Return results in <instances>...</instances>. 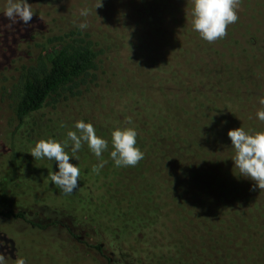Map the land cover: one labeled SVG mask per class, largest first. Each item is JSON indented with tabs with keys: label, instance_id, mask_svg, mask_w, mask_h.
Returning a JSON list of instances; mask_svg holds the SVG:
<instances>
[{
	"label": "trees",
	"instance_id": "trees-1",
	"mask_svg": "<svg viewBox=\"0 0 264 264\" xmlns=\"http://www.w3.org/2000/svg\"><path fill=\"white\" fill-rule=\"evenodd\" d=\"M130 4L125 2L124 7L129 9ZM108 5L110 8L109 0ZM113 12L115 16L119 13L123 20L121 22L120 17L115 19L116 24L121 22L125 28L124 23L129 16L122 9ZM259 14H262L261 11ZM165 36L175 38L176 32ZM92 37L88 28L85 33L80 30L70 31L56 39V44L46 50L36 67L25 70L20 88L14 91L13 115L19 124L27 117L39 113L47 103L56 101L66 91L73 97L83 96L85 92L91 93L90 83L98 79L97 53L93 49ZM229 42L245 47L242 42H234L231 36ZM166 43L169 44V40ZM202 48L196 52L191 50V55L195 61L201 59L211 62L207 66L205 82L199 83L188 77L190 85L185 86L183 78L179 76L177 80L158 82L154 77L157 72L151 70L148 79L144 77L138 80L140 76H136L128 85L120 83L112 88L111 93L100 94L95 99L97 107L92 110L91 119L95 122L93 126L97 135L109 141L108 151H111V129L130 127L136 130V146L144 153V158L136 166L116 167L106 151L102 158L107 163L98 172L93 171L99 162L95 156L90 162L82 158V162L86 163L82 168L89 165L84 168L85 173H80L82 183L89 188L93 198L100 195L108 200L105 205L97 201L99 207L95 215L108 230L114 229L122 234V253L116 241L108 236L104 239V246L113 252L112 256H104L101 246H91L81 241L59 220L44 224L29 219L23 210L1 207L0 254L5 256L6 264H18L22 257L25 264L97 263L88 259L81 262L62 241L44 232L49 227L68 231L78 245L85 250H96L106 260V264H199V261L201 264H249L245 260L247 243L252 240L254 233L264 228V189L251 191L253 182L237 177L239 172L233 164L224 167L219 160L213 162L203 157L204 153H209V137L218 130H226L230 122L228 116H224V121L209 112L202 117L186 116L179 104L184 99L213 101L211 95L213 98L219 96L216 91L212 92V89L218 88L215 85L218 69L215 74V64L211 61L218 50L205 59L197 57L202 53ZM166 54L172 55L168 50ZM163 55L159 53L160 58L172 68L175 58L165 60ZM252 59L254 61L256 55L247 56L245 61L251 64ZM152 60L155 62L156 57ZM156 64L158 66L157 61ZM179 66L182 67L183 62ZM233 66L250 83L248 98L258 101L264 96V91L261 93L259 90L262 81H255L242 64L240 67L234 62ZM253 70L252 74L262 79L260 71L264 70V61L253 65ZM151 76L153 81H150ZM133 80L136 81L134 85ZM155 82L158 87L168 83L174 84V88L167 94L163 93V89L158 93L155 91ZM207 83L210 85L206 87L209 91H204L203 87ZM199 87L203 90H199ZM120 88L129 91L132 102L108 111L113 102L106 104V98L114 94L116 98ZM227 96V100L231 99L229 94ZM252 110L238 105H227L226 108L228 113L238 119L250 118ZM233 111L237 114H233ZM193 128L197 131L196 136L188 133ZM162 139L170 142L169 147L161 148ZM183 146L189 149L186 152L189 158H184L189 165L184 169L180 165L181 161L176 160L177 155L173 150L179 151ZM194 159L199 163L191 166ZM91 210L94 212L93 208ZM177 213L182 217L195 213L204 217L206 222L202 224L213 229L214 235L209 239L198 240L202 244L198 243V238L179 237L178 232L182 230L179 224L177 228L171 227ZM163 220L166 225H163ZM121 254L124 259L118 260Z\"/></svg>",
	"mask_w": 264,
	"mask_h": 264
},
{
	"label": "rangeland",
	"instance_id": "rangeland-1",
	"mask_svg": "<svg viewBox=\"0 0 264 264\" xmlns=\"http://www.w3.org/2000/svg\"><path fill=\"white\" fill-rule=\"evenodd\" d=\"M109 2H111L110 8L108 0H103V7L96 9L99 0H28L34 12L32 20L28 25L19 22L11 27H8L7 18L0 13V209L5 207V209L23 210L29 219L44 224L59 220L65 223L81 241L91 246H101L104 256L113 254L104 246V239L107 236L116 241L122 253V234L114 229L108 230L95 215L99 207L97 201L105 205L108 204V200L100 195L93 198L89 188L82 183V176L79 178L78 189L70 195L64 194L57 186L52 185L49 177L53 171L58 170L55 162L46 159L34 160L28 153L37 141L66 140L67 133L75 130L74 125L77 121L83 120L93 125L95 122L91 119V114L97 107L95 104L97 96L111 93L112 88L120 83V85H128L136 76H140L137 77L138 80L144 77L148 79L151 70L157 72L154 77L158 82L165 79L177 80L178 76L180 79L183 78L185 86L190 85L188 77L199 83L205 82L208 74L207 66L211 62L201 59L195 61L191 55V50L196 52L202 47L200 50L202 53L197 57L205 59L213 56L214 51L218 50L211 61L215 64V74L218 69V77L215 80L218 88L212 89V92L216 91L219 96L213 98L211 95L213 101L189 98L181 100L179 104L186 116L202 117L209 112L220 117L222 121L224 116H228L230 120L225 131L218 130L209 137L210 154L204 153L203 157L213 162L219 160L224 167L230 164L234 166L231 158L235 153L231 148L228 131L242 127L249 133L264 132V122L256 118L255 112L256 109L257 112L262 110L261 108L264 109V106L254 98H248L250 83L241 71L236 72L237 68L233 66L234 62L240 67L242 64L255 81H262L259 90L261 93L264 91V70L260 71L262 79L252 74L253 65L264 61V0H240L237 10L238 21L229 25L227 34L214 43L201 39L199 34L193 31L191 0H109ZM125 2L131 3L130 6L128 5L129 9L124 7ZM6 3L7 0H0V12ZM82 8L89 9L90 14L87 17L79 15ZM109 9L125 11L129 16L124 23L125 28L122 26L123 20L120 14L117 13L115 16L116 13ZM259 11L262 14H259ZM119 17L121 22L116 24L115 19ZM81 22L88 24V30L93 35V49L97 53L98 79L90 83L91 93L85 92L83 96L73 97L66 91L56 101L47 103L39 113L27 117L19 124L14 118L13 106L14 91L20 88L21 76L27 68L37 66L46 50L56 44L58 37L79 30L77 25ZM23 30H26L25 33ZM82 32L85 33L87 30ZM175 32V38H166L165 35H173ZM230 36L234 42L244 43L245 47L229 42ZM165 40L166 42L169 40V44ZM227 41L228 43L223 46ZM167 50L172 55L166 54ZM159 53H164L165 60L175 58L172 68L160 58ZM249 55H256V59L254 61L252 59L251 64L245 61ZM155 57L158 66L156 61L152 60ZM182 62L183 66L180 67L179 64ZM151 78L150 81H153V76ZM134 83L135 80L132 85ZM208 83L204 85V91L207 90V85L210 86ZM154 87L156 92L160 93L159 91L163 89V93L167 94L171 88H174V84L167 83L158 87L155 82ZM256 87L257 85L254 91ZM203 88L198 89L203 90ZM128 92L125 88H120L116 98H114L115 94L106 98V104L113 102L108 111L132 102ZM228 94L231 96L229 100H227ZM227 105L253 109L251 117L238 119L226 111ZM232 113L237 114L234 111ZM140 128L144 127L141 125ZM194 129L188 130V133L196 136L197 131ZM161 145V148H167L170 142L162 139ZM173 150L177 155L176 160L181 161L180 165L183 169L186 168L189 162L184 158H189L186 155L189 151L188 147L183 146L179 151ZM78 156L77 161L70 162L79 167L80 173H85L84 168L89 165L82 168L86 164L82 162V158L90 162L94 155L85 145ZM197 163L199 161L194 159L190 165ZM119 172L123 173L121 169ZM174 219L175 222L170 225L177 228L179 224L182 230H179L178 235L181 238L187 236L201 241L214 235L213 229H208L202 224L206 219L197 213L184 217L177 213ZM194 225L198 226L194 227ZM176 228L174 231L177 230ZM59 230L49 227L44 232L49 237L53 236L62 241L70 249L69 252L76 254L81 262L88 259L91 262L96 261V264H106V260L96 250H85L75 242L71 233ZM252 237L246 246L245 260L249 264H264V228L254 233ZM199 241L198 243L202 244ZM119 256L118 260L124 259L122 254Z\"/></svg>",
	"mask_w": 264,
	"mask_h": 264
},
{
	"label": "clouds",
	"instance_id": "clouds-1",
	"mask_svg": "<svg viewBox=\"0 0 264 264\" xmlns=\"http://www.w3.org/2000/svg\"><path fill=\"white\" fill-rule=\"evenodd\" d=\"M192 29L201 39L213 43L227 34L229 25L238 21L237 10L240 0H191ZM103 7V0H99L96 9ZM9 21L8 27L22 22L28 25L34 12L28 0H7L2 12ZM88 8L80 9L79 15L87 17ZM81 31L87 30L88 24L81 22L77 25ZM264 106V96L258 99ZM256 118L264 122V109L256 113ZM74 131L67 133V139L56 141L53 139L39 140L28 152L34 160H48L55 162L58 170L50 174V182L66 195L72 194L79 187L80 169L75 163L79 159L78 153L83 146L98 159L93 171H99L107 163L102 158L109 150V141L98 136L94 126L83 120L77 121ZM110 159L116 167H134L143 158L144 153L137 147V132L134 128L117 127L111 131ZM234 156L231 160L239 172V178L252 181L250 190L264 189V132L249 133L242 127L230 129L227 133ZM70 142V144H69ZM0 264H6V258L0 254ZM18 264H25L19 260Z\"/></svg>",
	"mask_w": 264,
	"mask_h": 264
}]
</instances>
